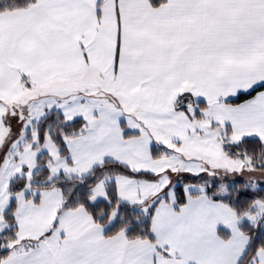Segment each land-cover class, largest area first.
I'll return each mask as SVG.
<instances>
[{
	"label": "snow or ice",
	"instance_id": "6c2138e0",
	"mask_svg": "<svg viewBox=\"0 0 264 264\" xmlns=\"http://www.w3.org/2000/svg\"><path fill=\"white\" fill-rule=\"evenodd\" d=\"M0 264H264V0H0Z\"/></svg>",
	"mask_w": 264,
	"mask_h": 264
}]
</instances>
